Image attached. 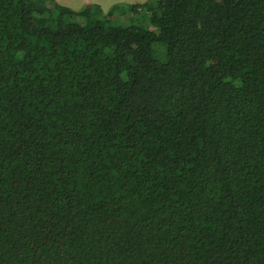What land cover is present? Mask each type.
<instances>
[{"label": "trees", "instance_id": "1", "mask_svg": "<svg viewBox=\"0 0 264 264\" xmlns=\"http://www.w3.org/2000/svg\"><path fill=\"white\" fill-rule=\"evenodd\" d=\"M0 264H264V0H0Z\"/></svg>", "mask_w": 264, "mask_h": 264}, {"label": "crops", "instance_id": "2", "mask_svg": "<svg viewBox=\"0 0 264 264\" xmlns=\"http://www.w3.org/2000/svg\"><path fill=\"white\" fill-rule=\"evenodd\" d=\"M72 10H78L86 4H96L103 12H106L111 6L119 3L123 4H142L148 0H64ZM77 8H73L76 7Z\"/></svg>", "mask_w": 264, "mask_h": 264}, {"label": "rangeland", "instance_id": "3", "mask_svg": "<svg viewBox=\"0 0 264 264\" xmlns=\"http://www.w3.org/2000/svg\"><path fill=\"white\" fill-rule=\"evenodd\" d=\"M59 5H61V6H64V7H67V8H70V9H72L70 6H68L67 4H66V2L64 1V0H55ZM73 8H77V6L76 7H73Z\"/></svg>", "mask_w": 264, "mask_h": 264}]
</instances>
